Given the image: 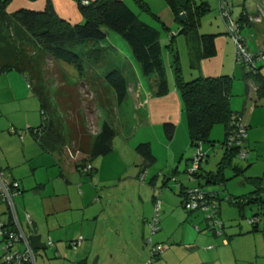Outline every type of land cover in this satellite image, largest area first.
Returning a JSON list of instances; mask_svg holds the SVG:
<instances>
[{"label":"rangeland","instance_id":"rangeland-1","mask_svg":"<svg viewBox=\"0 0 264 264\" xmlns=\"http://www.w3.org/2000/svg\"><path fill=\"white\" fill-rule=\"evenodd\" d=\"M33 1H42L43 6L45 5V0ZM57 1L64 2L65 0ZM195 1L197 3L205 1L210 7L200 18V23L197 27V32L203 34L211 33V30L213 29L211 27L212 25H215L216 22L218 25L222 27L224 26L225 29H227L226 21H224L222 15L219 13L221 4L225 5L226 10L228 11V17L236 21V18L232 17L231 14L234 13L235 9L237 11L238 4L241 5L242 1L248 0ZM141 2L148 5L149 11H145L135 0H125V3L141 21L159 31L158 37L161 44V57L165 69V76L167 83H170V86L173 85L174 90L176 88H174L173 67L171 64L173 57L170 50L171 34L175 35L171 40L172 47L178 52L179 65L182 69L184 79L187 81L192 79L190 77H193V75H189V73L193 72L189 67V51L193 45H195V42L193 39H186L184 34L178 33L179 23L176 21L171 22L170 28L165 30V24L158 17V13L161 11L159 2H162V0H141ZM39 6L40 3L37 2V7ZM43 8L44 7H42L41 10ZM258 12V17L260 18L258 21L256 20V22H260L264 19V11L259 10ZM10 31L11 30L8 28L5 30V32ZM227 36L232 41L229 33H227ZM93 47L101 48V54L99 57L97 56L94 58L92 56L94 55L93 53L90 55V51ZM66 48L80 56L82 60L81 64L84 67L81 72L82 78L81 74L78 75L77 69L72 64L57 61L51 58V56L45 57L42 63L39 62L41 66L40 82L44 91L49 95L51 106L57 116L63 121V130H73V127L76 126L79 128V124H83L84 129L87 130V132L95 134L99 130L101 123L104 120H108L113 125L116 134L113 138L114 143L112 153L106 154V156L103 155L107 159L103 177L105 176L106 178L113 172L118 174L120 171H123L124 173V171L127 170L126 177H123L112 186L114 188L113 190L117 191H121L122 188L127 189V192H125L124 195L117 194L118 196L116 199L122 200L125 206L132 205V207H135L141 206V202L138 199V195H140L145 201L143 206L146 205V208H143V210L148 215H151L149 218L150 222L147 224L149 225V228L146 229L145 233V243L143 242V245L146 248H148V246L150 248L148 259L142 263L140 259L130 255V250H127V253L125 252L123 258H117L115 260V264H149L150 260H154L151 263L160 262L159 259L155 260L151 256L153 252L152 247H155L158 243L162 246V250H159L161 251L160 255L166 254L165 249L167 246L170 247L169 251L172 252L173 255L178 253V259L169 255L166 260L162 261V264H174L176 261H179L180 263H188V261L193 259V257H191L193 256L191 255V252H198L200 250H202L204 254L209 253L213 256L219 254L221 264H264V208L263 213L261 212L262 214L258 220L260 230L253 233L247 232L250 229L249 220L253 213L257 211L256 206L253 205L252 207H248L246 205L243 210H240L237 207L230 206L225 199L226 194L223 193L220 196L222 199L218 201L219 205L221 204V215L218 218L224 224L225 235L232 236L230 243L226 246L221 243L220 237L213 233L215 227L211 224L208 225L209 222L206 220L204 212L201 210L188 212L180 204L177 195L178 188L181 185L179 182L180 177L183 181L182 185L187 187L186 190L194 187H199L202 191H205L206 189L204 186H197L192 179L196 175L191 174L189 171L193 166L192 158L195 154L202 153L203 156L199 165L206 166V159L210 161V165H213L214 159L219 154L220 149L212 157H208V154L202 150L204 144H200L199 146H195V150L190 155L189 163L186 166L185 159H182L177 163L179 155L183 151L186 155L185 157H187L189 153L186 152V149L190 147L183 106L181 105L180 108L179 106L177 107V104H171L170 111L168 110V106H163V103L162 106L160 103L153 106L155 99L159 97L155 95L157 75H143L139 64L132 57L127 42L114 31H108L105 39L100 42L76 43L73 44V46L72 44H69ZM260 49H262V47ZM257 51L258 49L254 52ZM236 65L238 68L242 66L237 63ZM115 67L120 70L127 69L126 71H128L129 75V77L127 76V96L120 105L115 102L114 93L111 89L105 87L106 89L104 91L103 88L100 89L96 86V88H93L95 80L90 77L92 76L93 78L102 79L108 71ZM35 83L36 81H33V84ZM24 84L28 89L25 80ZM12 90L15 91V93L19 91V88L14 82H0V107H2L6 113L0 116V130H2L0 131V135H2V139H0V147L7 153H9V149H11L15 152L12 159L14 161H19L20 156L17 155V152H19L18 146H20V137L9 133V130H13L9 120L18 121V109L24 107L29 108V106L32 107L30 108L32 110L31 114L35 116L33 123H39L41 118L39 102L36 98L32 97L31 103H27L26 100H16L12 97ZM101 92L104 93L103 96L101 95ZM177 94L179 95V93ZM25 102L27 105H25ZM147 111L148 114L150 111L149 115H147ZM167 118H170V120ZM171 119L174 121L175 125V138L168 140L163 131V123L167 121L173 122ZM212 127L216 129L219 127L221 128V124L217 123ZM19 131L22 132V134L26 132L25 130H18V134ZM211 132H213V130L209 132L210 138L212 137ZM26 137H28V135ZM65 137L67 138V143L65 144L67 146H64L65 149L63 148V150H66L67 148L70 156L76 159L81 153L78 152L73 155L70 151V147L72 148L73 146V142H70V134H67ZM12 139L15 141L16 146H14ZM148 141L151 144L152 154L156 159L155 162L145 171L146 176L144 179H141L140 175L137 174V167L134 165V163L138 162H132V159L130 158L131 155H128L130 153L136 156L134 153V147L140 142ZM171 142H173L172 149H169L168 144ZM121 144L123 147L120 149L119 147ZM215 147H220V143H215ZM247 157L248 154L245 158L237 156L234 160L245 163L246 161L242 159H246ZM96 158L92 160L93 164L97 163L98 159ZM102 158L103 157H101V159ZM140 162L142 163V158ZM176 163L179 165L177 170H174ZM17 166L13 165V168L15 170L17 169L15 171L16 176L21 175ZM24 169V171H26L28 170V167L25 166ZM133 170H135V172ZM165 170H168L169 173H165ZM129 171L132 172V174H130ZM78 175L81 176L77 171L72 173L73 178ZM82 176L86 178V180H89L87 175L84 174ZM230 182L231 181H228V183ZM161 190H164L165 193H162ZM153 196H156L155 199H157L155 203H152ZM113 197L115 196L113 195ZM262 198L264 201V193H262ZM161 200L162 202L164 201L165 204L161 203ZM14 201L18 218L20 222H23L24 206L22 204L21 194H18V196L16 195ZM3 211H6V207L1 205L0 215H2V217L5 214ZM150 212L151 214H149ZM155 212H157L158 222L156 223V229L154 230L152 229V219ZM160 222H164V231L166 232L162 239L157 238L159 234L163 233V230L159 229L161 226ZM261 229L263 230L261 231ZM200 230L202 231L198 232ZM238 232H242V234H239ZM196 234L203 235L205 241L197 238ZM151 237L155 239L157 244L151 243ZM188 243L194 244L195 247L193 249H187L186 245ZM208 245L216 246V248L213 249ZM185 251L187 252L185 254L188 256L187 258L189 260H183L181 258V255H183V252ZM39 254L36 258L37 264H48L50 259H52V256L47 259L46 257L43 258V254ZM73 261L74 260L68 258L63 262H65V264H75Z\"/></svg>","mask_w":264,"mask_h":264},{"label":"crops","instance_id":"crops-1","mask_svg":"<svg viewBox=\"0 0 264 264\" xmlns=\"http://www.w3.org/2000/svg\"><path fill=\"white\" fill-rule=\"evenodd\" d=\"M51 1L56 14L60 18L68 21L70 24L82 23L83 17L75 1ZM37 2L40 3L39 7H37ZM37 2L30 0H12L8 4L6 11L12 13L20 8L37 11L41 10V8L44 7L43 2ZM159 6H161V11L158 13L159 19L166 27L170 28L171 22L175 21L173 14L164 0L159 2ZM237 8V11L235 9L231 16L236 18V21L238 20L243 23L241 33L245 38L247 49L250 52H254L256 49L259 50L261 47L264 48V19L260 22H256L252 19L258 15L259 10L264 11V0L242 1V4H238ZM211 28H213L211 33L217 34L215 37L216 53L213 57L202 59L200 62V70H192L193 72L189 73V75H193V77L190 78L197 77L198 75L212 77L220 75L233 76L229 106L234 112L241 116L242 123L246 126V134L242 144L246 146L248 150V157L242 159L246 161L245 163L235 161L234 158L237 157L236 155H231L228 159L225 158L226 149L228 147L224 143L225 127L223 124H221V128L219 127L216 129L212 127V137H209L208 141L202 143L204 144L202 150L208 154V157H212L220 149L219 154L215 157L213 165H210V161L206 159L205 163H207V165L199 166L200 169L198 173L192 179L197 186H204L206 188L205 191L216 193L218 197L222 199L220 196L223 193L226 194L225 196L231 195L239 197L254 192L260 185L264 189V98L258 97L256 93V84L253 78L245 76L246 69L242 66L238 68L235 64L233 58L234 46L226 34L225 27L218 25L216 22ZM116 69L119 70L126 81H128L127 76L129 77V75L128 71H126L127 69ZM259 72L264 80V65ZM24 80L28 89L25 87ZM0 82H14L16 84L19 91L15 93V91L12 90V97L16 100H26L27 103H31V98H36L31 92L25 76L16 70L0 72ZM177 93V90H173V85L170 86L169 83L167 93L157 97L153 106L158 103L162 106L163 103V106H168L169 111L171 104H177V107L179 106L181 108V99ZM27 103L25 105H27ZM30 108L32 107L19 108L18 121L9 120L13 128V130H9V133L20 137V146H18L19 152H17V155L20 156V160L14 161L12 159L15 152L11 149H9V154L0 147V166L4 171L6 181L17 180L20 184L21 192L19 195L21 194L22 204L24 206L23 222L20 223L27 235L35 242L36 258L40 253L43 254V258L46 257L49 259L52 256L48 264H65L63 261L68 258L74 260L73 262H75V264H115L117 258H123L125 252L127 253V250H130L131 256L140 259L142 263L145 262L149 257L150 248L149 246L146 248L143 242L145 243V233L146 229L149 228L147 224L150 222L149 218L151 216L143 210V208H146V205L143 206L145 201L138 195L141 206H125L122 200L116 199V197L118 196L117 194L124 195L127 189L122 188L121 191H117L113 190L114 188L112 187L123 177H126L127 170L124 171V173L120 171L118 174L113 172L105 178V176L103 177V172L106 167L105 164L107 159L104 156H97V158L93 157L85 161L89 162L93 167L91 174L80 172L76 168V164L82 163L84 158L86 160L87 156L85 154L81 153V157L77 156L76 160L70 156L67 148L63 150L64 147H61L57 150L49 151L43 148L39 140L34 135L30 134L29 131H26V134L24 133L25 136L22 133L18 134V130H27L28 128L37 127L40 124V122L37 124L33 123L35 116L31 114L32 110ZM3 114L6 113L3 108L0 107V116ZM149 114L147 111V115ZM167 119L170 120V118ZM171 123L174 124V121ZM27 135L28 137H26ZM173 138H175V130L172 137L167 139L171 140ZM0 139H2V135H0ZM12 142L14 146H16L13 139ZM113 143L114 141L112 139V150L110 153L113 151ZM215 143H220V147H215ZM172 144L173 142L168 144L169 149H172ZM122 147L123 145L121 144L119 148L121 149ZM194 150L195 147L190 144V147L186 149V152L189 153L187 157H185L186 155L183 151L179 155L177 163L185 159L186 166ZM134 153L136 156L130 153L128 156L131 155L130 158L132 162H138L134 163V165H136V171L137 174H139L142 157L135 150ZM101 157L103 158L101 159ZM95 158L98 160L96 164H93L92 160ZM177 163L174 170L178 168L179 164ZM13 165H18L17 168L21 175L16 176L15 171L17 169L15 170ZM25 166L28 167V170H26L28 173L24 171ZM74 171L79 172L81 176L78 175L73 178L72 173H74ZM133 171L135 172V170ZM166 172H168V170H165V173ZM129 173L132 174L130 171ZM84 174L89 177V180H86V178L82 176ZM207 174H218L219 179L214 178L208 182L206 177ZM228 181L231 182L228 183ZM179 182L181 185L178 188L177 195L181 204L179 193L185 191L187 187L182 185L183 181L181 177ZM161 192L165 193L164 190H161ZM113 195L115 197H113ZM155 198L156 196H153L152 203L157 201ZM160 202L165 204L162 200ZM261 202V208H258L254 204L257 210L255 213H259V215L256 216L254 215L255 213H253L252 217L256 216L260 218L264 208L263 198ZM247 206L252 207L253 204ZM244 207L239 209L243 210ZM25 213L28 214L31 220L30 226L26 224L24 219ZM149 214H151V212ZM220 215L221 204L218 209V217ZM2 218L5 219V215H3ZM160 225L159 229L163 230V233L158 235V239H162L163 235L166 234L164 231V222H160ZM253 225L254 224L250 223V229L247 232L253 233L260 230L258 221L255 224V226L258 227L257 231H252ZM262 230L263 229H261V231ZM201 231L202 230L198 232ZM213 233L220 237L223 245L227 246L230 243L232 236L225 235L224 224L223 236L216 234L214 231ZM238 233L242 234V232ZM47 237L51 239V245H46ZM197 238L205 241L203 235H197ZM73 239H80L79 246L76 250H72L69 246V241ZM151 243L157 244L153 237H151ZM210 246L213 249L216 248V246ZM194 247L195 245L192 243L186 245L187 249H193ZM165 250L166 254L164 255H160L161 251L157 253L158 255L155 260L159 259L160 262L151 263L154 260H150L149 264H162V261L166 260L169 255L178 259V253L173 255V253L169 251V246H167ZM183 253L181 258L183 260H189L187 258L188 256L185 254L187 252L185 251ZM191 253L193 259L188 261V263L176 261L174 264H221L219 254L215 256L209 253L204 254L202 250L198 252L192 251Z\"/></svg>","mask_w":264,"mask_h":264},{"label":"trees","instance_id":"trees-1","mask_svg":"<svg viewBox=\"0 0 264 264\" xmlns=\"http://www.w3.org/2000/svg\"><path fill=\"white\" fill-rule=\"evenodd\" d=\"M11 1L0 0V72L16 70L23 74L29 83L31 92L39 102L40 124L37 127L28 128L27 131L39 140L43 148L49 151L66 146L67 138L65 136L70 134V142H73L72 148L70 147L71 153L80 152L87 156L82 163L76 164V168L80 172L91 174L93 167L85 161L110 153L112 139L116 131L108 120L101 123L95 134L87 132L83 124H79V128L73 127V130H63V121L51 106L49 95L44 91L40 82L41 66L39 62L42 63L45 57L51 56L57 61L72 64L82 78L81 72L84 69L81 64L82 60L79 55L67 49L66 46L83 42H100L105 39L108 31H114L129 45L132 57L139 64L143 75H157L155 95L162 96L168 91V83L161 57L159 31L141 21L124 0H75L83 17L82 23L77 24H70L60 18L56 14L51 0H45L42 10L20 8L8 13L6 8ZM135 1L145 11H149L147 4L141 0ZM164 1L171 10L174 20L179 23L178 33L184 34L186 39L194 40L195 45L189 51V67L193 71L200 70L201 60L213 57L216 53L215 37L217 34H199L197 32L200 18L209 10V4L205 1L197 3L195 0ZM182 13L185 14L183 20L179 18ZM236 22L241 34L243 23L238 20ZM7 28L11 31L5 32ZM167 29L169 28L165 27V30ZM225 30L227 34L228 31ZM174 36L171 34L170 38L174 86L182 101L190 144L195 147L204 141H208L209 132L212 126L217 123L223 124L225 127V140L229 130H233L238 124H241L246 130L241 116L229 106L233 76L198 75L188 81L185 80L179 65L178 52L172 47L171 40ZM100 54V48H92L90 51V55L94 58L99 57ZM241 65L246 69L245 76L253 78L258 97L264 98V80L259 72L264 65V60L256 62L255 66L251 64ZM90 77L95 80L93 88H103L104 91L106 88L111 89L118 105L125 100L128 92L127 81L119 70L111 69L102 79ZM33 81L36 83L33 84ZM101 93L103 96L104 93ZM174 130L175 125L173 123H163L166 138H171ZM135 151L142 157L140 174L145 172L155 162L156 158L151 152L149 142L138 143L135 146ZM236 154L237 147H228L225 158L228 159L229 156ZM87 165L90 166L89 169L86 168ZM206 177L209 182L219 176L218 174H207ZM263 191L264 189L260 185L254 192L247 195L239 197L227 195L226 201L231 206L240 209L249 204H255L261 208ZM184 193L185 191L179 193L181 205ZM207 193L213 194V199L221 200L216 193ZM254 215L258 216L259 213ZM252 224H254L252 231H257L256 222ZM28 240L36 252L34 240L30 236H28ZM73 241L76 239L69 241L72 250H74L71 245ZM157 255V253H152L153 259Z\"/></svg>","mask_w":264,"mask_h":264},{"label":"built area","instance_id":"built-area-1","mask_svg":"<svg viewBox=\"0 0 264 264\" xmlns=\"http://www.w3.org/2000/svg\"><path fill=\"white\" fill-rule=\"evenodd\" d=\"M219 13L226 21L227 31L231 35L232 43L234 45V60L237 64H251L256 65V62L264 60V49H259L257 52H250L247 50L245 40L239 32L236 21L228 17V11L224 4H221ZM257 15L252 18L255 21L260 18ZM27 131V130H25ZM22 133L19 131V134ZM246 130L241 124H238L233 130H229L226 136L225 144L227 147H237L236 156L246 157L248 150L243 146L242 142L245 137ZM78 152H76L77 154ZM74 155V154H73ZM202 153H197L192 158L193 166L189 169L191 174H196L199 170V162L202 159ZM87 169L90 166L87 165ZM141 179H144L145 172L139 174ZM21 192L20 184L17 180L6 181L3 170L0 166V206L6 207L5 219L0 215V264H37L36 253L29 243L28 235L22 227L17 218L15 210L14 197ZM264 192V191H263ZM213 194L202 191L199 187H194L185 190L182 197L183 208L189 211L201 210L206 215V220L209 224L215 227V233L222 235L223 223L218 218L219 203L213 199ZM227 199V196H225ZM24 219L28 226L31 225V220L28 214H24ZM259 217H251L249 223L257 222ZM157 212L152 219V229H156ZM80 239H76L71 243L74 250L79 246ZM51 239L47 238L46 245H51ZM210 247V246H209ZM162 249L159 244L152 247L153 252L156 253Z\"/></svg>","mask_w":264,"mask_h":264},{"label":"water","instance_id":"water-1","mask_svg":"<svg viewBox=\"0 0 264 264\" xmlns=\"http://www.w3.org/2000/svg\"><path fill=\"white\" fill-rule=\"evenodd\" d=\"M179 18H180L181 20H183V19L185 18V14H184V13L180 14Z\"/></svg>","mask_w":264,"mask_h":264}]
</instances>
